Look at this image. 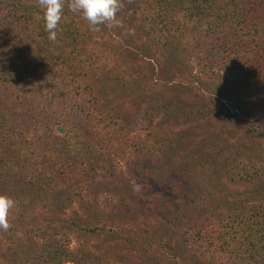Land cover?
<instances>
[{"label": "rangeland", "instance_id": "obj_1", "mask_svg": "<svg viewBox=\"0 0 264 264\" xmlns=\"http://www.w3.org/2000/svg\"><path fill=\"white\" fill-rule=\"evenodd\" d=\"M121 5L119 26L91 31L113 63L84 78L95 100L78 109L86 104L89 115L74 116L68 103L25 105L21 125L40 129L50 121L41 154L48 149L59 158L77 138L89 148V158L66 172L74 174L70 180L78 196L59 216L98 225L101 212L108 227L96 234L70 229L64 240L75 255H92L104 264H199L181 239L198 218L224 221L254 208L264 211V137L245 123L256 103L237 109V95L210 96L202 88L207 78L189 54L181 65L141 33L151 13L147 3L121 0ZM109 116L108 128L117 131L110 139L105 132L98 137ZM237 172L254 176L240 183ZM38 209L32 206L27 214L33 210L38 216Z\"/></svg>", "mask_w": 264, "mask_h": 264}, {"label": "trees", "instance_id": "obj_2", "mask_svg": "<svg viewBox=\"0 0 264 264\" xmlns=\"http://www.w3.org/2000/svg\"><path fill=\"white\" fill-rule=\"evenodd\" d=\"M143 2L151 13L145 15L141 33L181 65L189 54L198 72L207 78L202 88L210 96L237 95V109L255 102L245 123L264 137V84L260 82L264 75V0ZM67 4L65 0L57 38L50 41L36 0H0V194L15 201L8 216L10 227L0 231V264H104L92 255H75L64 240L73 227L86 234L107 230L103 214L95 216H100L98 225L59 216L78 196L77 183L70 180L74 174L67 177L66 172L72 163L78 165L82 157L89 158V148L77 138L57 158L44 150L41 138L52 131L50 121L40 129L20 121L23 106L34 109L32 105L49 106L50 102L55 107L68 103L74 116H88L86 104L95 98L84 78L112 67L109 55L92 40L87 22L69 11ZM32 95L43 100L31 98V103ZM42 111L49 108L42 107ZM111 120L106 117L107 129L106 125L100 127L95 135L102 137L105 132L110 139L118 129L108 128ZM237 175L240 183H250L254 176ZM26 197L31 198L28 208ZM32 206L39 208L40 215L33 210L27 214ZM258 209L224 221L191 219L197 223L192 231L183 232L182 244L199 264H264V211Z\"/></svg>", "mask_w": 264, "mask_h": 264}, {"label": "clouds", "instance_id": "obj_3", "mask_svg": "<svg viewBox=\"0 0 264 264\" xmlns=\"http://www.w3.org/2000/svg\"><path fill=\"white\" fill-rule=\"evenodd\" d=\"M43 12L44 29L47 38L55 41L59 24L63 17L65 0H36ZM121 0H68V10L84 19L90 31H100V26H119L117 13L121 8ZM15 207V201L7 195L0 194V231L10 227L8 216Z\"/></svg>", "mask_w": 264, "mask_h": 264}]
</instances>
